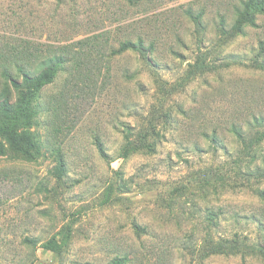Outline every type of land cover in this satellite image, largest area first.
<instances>
[{"label":"rangeland","instance_id":"rangeland-1","mask_svg":"<svg viewBox=\"0 0 264 264\" xmlns=\"http://www.w3.org/2000/svg\"><path fill=\"white\" fill-rule=\"evenodd\" d=\"M193 1L207 8L213 37L218 0L139 7L124 0H0V50L24 40L45 50L83 40L106 46L96 77L69 68L42 90L33 158L10 149L0 157V264H261L240 256L202 260L198 248L210 211L216 236L263 240L257 220L264 222V177L248 183L235 174L242 144L231 125L248 130L247 122L264 114V73L249 67L264 18L225 49L227 61L238 63L216 62L215 71L180 87L198 48L181 10ZM140 31L157 41L156 67L134 52L112 53ZM152 117H159L157 152L124 156L125 130L137 133ZM215 172L227 178L225 186L202 190ZM66 226L68 244L48 250Z\"/></svg>","mask_w":264,"mask_h":264},{"label":"trees","instance_id":"trees-1","mask_svg":"<svg viewBox=\"0 0 264 264\" xmlns=\"http://www.w3.org/2000/svg\"><path fill=\"white\" fill-rule=\"evenodd\" d=\"M124 1L133 7H139L155 0ZM197 4L198 1H193L181 7L183 15L195 27L194 35L198 48L193 63L189 64L190 71L186 72L178 85L180 87H185L197 77L215 71L218 66L216 62H226L228 66L238 63L236 60L227 61L232 55L225 54V49L249 28H260V20L264 18V0H218L216 15L210 18L214 26L212 37L210 24L207 22L209 19L207 8L197 9ZM130 33L133 35L135 32ZM119 43V48L112 52L114 55L134 52L148 67L157 66L154 58L157 41L149 38V34L140 31L135 39L127 38ZM78 45L58 49L51 46L45 50L39 43L24 40L17 46L12 44L7 46L6 50H0V157L6 155L9 149L25 159L33 158L38 152L39 148L32 130L36 126L41 106V92L54 82L60 71L70 68L76 76L86 75L89 78L96 77L98 72L99 74L102 72L106 62V46L101 42L90 44V40L80 41ZM174 54L181 57L177 52ZM251 60L249 67L264 73V39ZM157 112L159 110L155 109V113ZM158 118L152 117L148 125L137 133L129 128L125 130L124 156L157 152L161 137ZM247 125L249 129L245 130L243 124H233L231 132L242 144V149L234 160L235 174L244 176V179L251 183L252 178L259 180L264 177V154L260 151L264 143V114L253 116ZM101 151L104 157H108L104 149ZM213 175L218 178L213 180L212 177H205L203 181L201 178L197 180L202 182L200 183L202 190L210 185H214L216 189L225 186L227 183L225 176L216 172ZM217 181L221 184H214ZM253 219L257 220L258 217L253 216ZM206 220L208 224L205 236L198 248L200 259L240 256L244 260H257L264 264V222L257 220L263 240L254 241L250 236L239 233L231 237L216 236L213 232L218 226L215 212L210 211ZM71 233L70 226L64 227L45 247L52 252H61L68 244ZM122 262L116 264H123Z\"/></svg>","mask_w":264,"mask_h":264}]
</instances>
